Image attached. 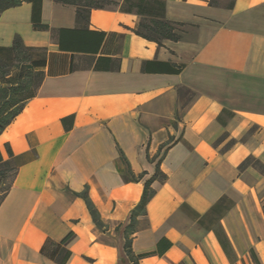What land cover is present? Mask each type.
I'll return each instance as SVG.
<instances>
[{
  "label": "crops",
  "instance_id": "obj_1",
  "mask_svg": "<svg viewBox=\"0 0 264 264\" xmlns=\"http://www.w3.org/2000/svg\"><path fill=\"white\" fill-rule=\"evenodd\" d=\"M211 1L166 0L167 19L181 23L182 37L163 45L135 33L139 16L118 9H94L81 27L75 6L44 0L49 29L34 27L30 2L0 14V47L18 35L48 53L36 96L0 134L3 157L10 145L17 163L0 206V264H57L42 246L71 231L67 264H131L125 228L144 181H125L120 149L134 172L149 178L160 163L168 176L153 183L133 238L136 254L158 252L141 264H177L206 242L224 251L216 219L226 243L228 236L246 250L236 237L255 235L261 238H251L250 249L258 250L264 173L240 165L249 155L264 164V0ZM59 29L72 30L64 48L53 32ZM98 32L106 33L103 42ZM177 65L181 72L168 70ZM86 186L107 230L74 194ZM225 196L234 207L215 209Z\"/></svg>",
  "mask_w": 264,
  "mask_h": 264
},
{
  "label": "trees",
  "instance_id": "obj_2",
  "mask_svg": "<svg viewBox=\"0 0 264 264\" xmlns=\"http://www.w3.org/2000/svg\"><path fill=\"white\" fill-rule=\"evenodd\" d=\"M44 0H0V14L8 8L21 5L23 2H30L33 4V15L32 20L34 27L37 29H49V26L42 22V8H43ZM59 3L73 5L77 9V22L82 26L88 25L90 21L91 12L94 9H118L122 12L134 13L139 16V23L137 27L134 29L135 33L138 35L147 38L149 40L157 42L159 45H163L164 40H175L178 41L181 39V34L179 33V29L181 23L173 22L167 19L166 9L167 3L166 0H54ZM212 4H217L215 0L211 1ZM229 6H233V2L229 4ZM79 30V29H77ZM74 30V31H77ZM72 30L68 29H59L53 30L55 35H58L60 47H66L62 41L64 37V33L70 32ZM100 35L101 42H103L106 33L98 32ZM99 50V49H96ZM22 55L28 63L23 65V70L19 71L18 77L16 79L7 78L4 82L9 84L12 88L11 90L14 92L12 95V102L2 103L0 100V134L9 125L12 120L21 112L24 108L25 103L36 96L44 78L45 71L44 67L47 64L48 53L46 48L43 47H30L26 46L23 42V39L20 36H16L14 39V43L9 47H0V68L3 65L11 64L14 59L18 56ZM183 69V65L171 66L169 67L170 72L179 73ZM27 77V79H26ZM26 80V81H25ZM31 84H35V86L31 89ZM30 88L29 93L26 95H22L25 90ZM7 96V95H6ZM1 97V95H0ZM64 124L67 128L73 126L74 116L66 117L63 119ZM228 134L225 133L217 144L221 142L224 138H226ZM235 143L234 140L229 142V145ZM7 152L9 153V158L5 159L0 150V177L4 175V167H8L12 163H16L14 159L13 151L10 145H7ZM120 161L121 166H119V171L123 175V178L127 182H140L144 181V190L139 203L131 210V218L129 224L125 228V244L124 251L130 261L131 264H141V259L145 256H150L153 254H158V252L147 253L138 255L135 253L133 249V238L136 232H138L140 228V217L147 216L148 210L147 206L150 200L156 193V190L153 188V183L157 180L164 182L167 180V174L161 169L160 163L157 165V169L155 173L146 178L147 172L136 173L133 171L131 167V163L126 157L125 153L122 149H120ZM253 166L255 169L264 173V164L261 160L255 158L254 156H250L245 159L240 165V169L243 170L246 167ZM17 172V164L15 166L14 177ZM8 186V188L4 191V193L0 196V206L5 199L7 193L9 192L13 181ZM74 194L78 197H81L92 216V219L96 226L101 230H107L108 226L103 221L101 217V213L93 200L91 199L89 186H86L85 189L81 192H74ZM229 202L228 206H225V203ZM233 201L227 196L222 197L217 204L215 205V209L220 207L227 209V212L232 208ZM264 208V206H263ZM76 234L71 231L69 232L63 239L54 240L52 238H48L44 245L42 246L41 253L54 261L57 264H67L71 258L72 252L69 248L70 242L75 238ZM226 238L224 235H219V240L221 245L227 251V244H230V240L227 236V243L224 241ZM162 254V253H160ZM251 257L256 264H262L257 251L254 248H251Z\"/></svg>",
  "mask_w": 264,
  "mask_h": 264
},
{
  "label": "rangeland",
  "instance_id": "obj_3",
  "mask_svg": "<svg viewBox=\"0 0 264 264\" xmlns=\"http://www.w3.org/2000/svg\"><path fill=\"white\" fill-rule=\"evenodd\" d=\"M28 61L22 56L18 55L14 61L9 65H3L2 68H0V100L2 103H8L12 102V95L13 91L9 84L5 83L4 81L7 78L10 79H16L18 77L19 71L23 70V65H26ZM25 67V66H23ZM27 79V77H26ZM26 81V80H25ZM35 86V84H31V89ZM30 88L25 90L22 95H26L29 93ZM7 95V96H6ZM17 163H12L11 165H8V167H4V175L0 177V196L4 193V191L8 188V186L11 184L13 177H14V171L15 166ZM230 198V197H229ZM231 199V198H230ZM233 202V206L235 205V202L233 199H231ZM230 204L229 202L225 203V206H228ZM249 222V221H248ZM231 223L233 226L235 225L236 231H244L243 221L240 220H231ZM253 224V230L259 229V221H252ZM240 229H239V228ZM255 227V228H254ZM215 231L219 238V235H224V233L221 231V226L219 224V219H216L215 221ZM239 240V243H241V247L246 248V250H238L237 246L235 244L230 243L227 244V251H222L221 247L217 242H214V247L212 248V245H209L206 242L205 247L202 246L203 252H188L187 253V259L179 261L177 264H256L253 261V258L251 257V249H250V239L254 238H261L257 237L255 235L253 236H247V235H239L236 237ZM264 247V242L259 245L257 248V254L262 262L264 264V250L261 249V246ZM239 247V244H238Z\"/></svg>",
  "mask_w": 264,
  "mask_h": 264
}]
</instances>
